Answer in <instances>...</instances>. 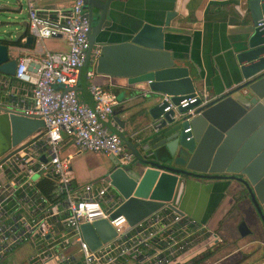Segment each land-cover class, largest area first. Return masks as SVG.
<instances>
[{
  "label": "water",
  "instance_id": "water-1",
  "mask_svg": "<svg viewBox=\"0 0 264 264\" xmlns=\"http://www.w3.org/2000/svg\"><path fill=\"white\" fill-rule=\"evenodd\" d=\"M109 4L110 0H84L89 48L74 89L82 92L89 106L93 102L85 70L94 49L99 50L95 73L107 75L110 85L122 88L117 96L136 95L147 101L161 94L174 104L184 96H193L197 79L164 44L172 13H167L162 24L143 22L128 39L108 42ZM244 5V31L233 49V62L240 74L235 87L199 106L189 121L169 117L175 111L163 112L167 103L160 100L149 113L153 120L163 117L136 140L122 132L124 123L114 111L103 122L131 153L126 162L120 161V154L112 155L111 167L103 177L110 180L120 202L112 217L122 214L133 225L165 204L181 212L178 205L190 180H217L225 186L237 183L236 201L249 203L264 227V0H245ZM19 12H25L24 0H0V81L9 94L30 98L32 85L13 78L17 58L11 51L18 47L22 35L16 28L23 24ZM25 40L29 43L33 36ZM28 69L35 71L32 64ZM11 103L0 105V156L20 143V147L26 145L27 137L44 125L41 119L22 115ZM188 126L191 130L185 132ZM236 229L242 236L250 232L243 220ZM81 233L91 249L116 235L104 219L83 223Z\"/></svg>",
  "mask_w": 264,
  "mask_h": 264
},
{
  "label": "built area",
  "instance_id": "built-area-1",
  "mask_svg": "<svg viewBox=\"0 0 264 264\" xmlns=\"http://www.w3.org/2000/svg\"><path fill=\"white\" fill-rule=\"evenodd\" d=\"M24 5L30 33L37 40L62 37L67 50L46 51L35 71L28 69L33 58L17 57L13 78L31 84L32 96L27 104L16 98L13 105L44 125L27 137L26 145L20 143L0 156L5 157L0 161V259L30 243L34 249L21 264H191L198 254L222 242L205 224L167 204L129 225L122 214L112 217L120 202L109 179L73 183L70 156L62 155L66 143L76 151L120 154L122 162L129 161L131 153L103 124L116 99L92 81L98 49L85 70L92 107L80 101L74 89L89 48L84 0H71L68 9L53 12L41 10L36 0H24ZM214 98L204 87L177 104L167 95L160 103H167L163 112L175 111L169 117L189 121L199 106ZM196 102L198 106H191ZM178 107L185 110L179 112ZM190 130L188 126L184 131ZM42 180L50 184L47 193L41 191ZM99 219L107 220L116 235L91 249L81 225Z\"/></svg>",
  "mask_w": 264,
  "mask_h": 264
},
{
  "label": "crops",
  "instance_id": "crops-1",
  "mask_svg": "<svg viewBox=\"0 0 264 264\" xmlns=\"http://www.w3.org/2000/svg\"><path fill=\"white\" fill-rule=\"evenodd\" d=\"M104 3L106 0H100ZM245 0H110V33H106L108 42L128 39L143 22L162 24L167 13L171 12L169 32L165 33L164 44L179 58L195 76L196 92L206 88L214 96L235 87L240 81V74L233 62V49L239 42L244 22L241 15L245 11ZM36 5L43 11L66 10L71 0H36ZM25 9V6H24ZM84 13L86 10L84 9ZM17 17L22 25L16 28L22 35L18 47L11 51V56H29L34 59L32 69L37 68V61L46 51H65L67 44L62 37H50L37 40L29 31L27 13L19 12ZM107 32V31H106ZM33 36L29 43L25 38ZM91 65L88 64L87 68ZM95 71V65H94ZM0 81V105L13 103L16 98L27 104L29 97L9 94V89ZM92 81L108 89L115 97L113 111L123 121L122 132L128 139L136 140L145 135L153 123L149 109L158 103L162 96L157 94L147 101L142 96L116 95L122 88L110 85L109 77L94 73ZM5 82V81H4ZM4 85V86H3ZM5 88V89H4ZM4 89V90H3ZM80 101H86L82 92L77 91ZM11 103V104H12ZM234 134V133H232ZM128 150V148H126ZM63 156H70L73 183L83 185L102 179L111 167L112 155L103 152L76 151L71 143L62 149ZM217 180L189 181L185 188L178 209L181 213L192 216L205 224L212 233L222 238L217 246L225 244L264 245V227L249 203L238 204L236 201L238 184ZM244 221L249 233L242 236L236 233V226ZM216 246V245H215ZM23 251L18 254L19 250ZM34 247L27 243L0 259L10 255L11 264H21L32 253ZM25 251V252H24ZM18 254L14 256V254ZM199 264V263H198Z\"/></svg>",
  "mask_w": 264,
  "mask_h": 264
},
{
  "label": "rangeland",
  "instance_id": "rangeland-1",
  "mask_svg": "<svg viewBox=\"0 0 264 264\" xmlns=\"http://www.w3.org/2000/svg\"><path fill=\"white\" fill-rule=\"evenodd\" d=\"M262 247L260 244L245 243L240 247L237 241L234 242L232 247L225 244L212 246L209 249L210 252L200 259V264H264V249ZM17 253L22 254V249ZM18 254L15 253L14 256ZM12 262L14 261L10 255L6 260L0 261V264H11Z\"/></svg>",
  "mask_w": 264,
  "mask_h": 264
},
{
  "label": "trees",
  "instance_id": "trees-1",
  "mask_svg": "<svg viewBox=\"0 0 264 264\" xmlns=\"http://www.w3.org/2000/svg\"><path fill=\"white\" fill-rule=\"evenodd\" d=\"M49 182H47L46 180H42L40 182V186H41V191L44 193H47L48 189H49ZM201 260L200 259H193L191 264H198Z\"/></svg>",
  "mask_w": 264,
  "mask_h": 264
},
{
  "label": "flooded vegetation",
  "instance_id": "flooded-vegetation-1",
  "mask_svg": "<svg viewBox=\"0 0 264 264\" xmlns=\"http://www.w3.org/2000/svg\"><path fill=\"white\" fill-rule=\"evenodd\" d=\"M236 231V233L238 234V235H240L239 233H238V229H236L235 230ZM215 245H217L216 243L213 245V246H215ZM261 246H263L262 248L264 249V245H262V244H260ZM210 249V248H209ZM209 249L207 250V251H205V252H203V253H200V254H198L194 259H201L203 256H206L210 251H209ZM263 257H264V255H263ZM264 259V258H263ZM263 263H264V260H263ZM199 264H200V262H199Z\"/></svg>",
  "mask_w": 264,
  "mask_h": 264
}]
</instances>
